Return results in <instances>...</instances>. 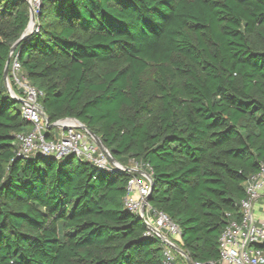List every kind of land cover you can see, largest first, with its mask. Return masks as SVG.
Wrapping results in <instances>:
<instances>
[{
  "label": "trees",
  "instance_id": "1",
  "mask_svg": "<svg viewBox=\"0 0 264 264\" xmlns=\"http://www.w3.org/2000/svg\"><path fill=\"white\" fill-rule=\"evenodd\" d=\"M29 22L26 0H0V264H165L163 241L124 205L133 174L18 156L32 125L5 84L10 57L50 124L76 119L120 164L149 165L173 241L218 262L264 163V0H40L11 56Z\"/></svg>",
  "mask_w": 264,
  "mask_h": 264
},
{
  "label": "built area",
  "instance_id": "2",
  "mask_svg": "<svg viewBox=\"0 0 264 264\" xmlns=\"http://www.w3.org/2000/svg\"><path fill=\"white\" fill-rule=\"evenodd\" d=\"M34 6L38 13L40 0H26ZM9 80L21 95L13 93L22 100L23 117L32 125L27 134H20L18 139V156L30 157L41 154L58 160L74 155L80 160L89 161L101 170H119L133 174L127 185L124 198L125 207L132 213L139 215L146 227V234L158 237L165 244V264H180L177 251L171 246H177L173 238L180 237V229L164 212L154 209L150 203L143 204L151 192V167L136 163L134 168L141 174L124 168L121 164H112L107 153L103 151L92 137L82 130L71 119L58 121L59 134L48 139L46 133L50 128L49 120L40 103L42 93L36 89L23 74L18 58L11 61ZM246 198L242 202V217L238 221L230 222L224 229L220 240V255L218 262H192V264H264V163L260 170L251 175L244 183ZM258 214H257V213ZM181 255V254H180ZM182 256V255H181ZM185 264L186 257L182 256Z\"/></svg>",
  "mask_w": 264,
  "mask_h": 264
},
{
  "label": "water",
  "instance_id": "3",
  "mask_svg": "<svg viewBox=\"0 0 264 264\" xmlns=\"http://www.w3.org/2000/svg\"><path fill=\"white\" fill-rule=\"evenodd\" d=\"M29 8H30V22L26 28V30L24 31L22 37L13 45L12 49H11V56L12 54L15 52L16 48L18 47L19 43L21 42V40L25 39L26 37H28L30 34H31V31L34 30L35 28V20H36V17H35V11L33 9V7L29 4ZM31 21H34V26L32 28V30L30 31L29 28H30V23ZM10 64H11V57L10 59L7 61V64H6V67H5V71H4V79H5V84H6V87L10 93V95L14 98L15 102L16 103H22V100L19 99L18 97H16L13 93V90H12V87H11V84H10V80H9V73H10ZM66 120V119H64ZM72 121L76 122L77 124H79L80 128L84 131H86L91 137L92 139L98 144V146L107 153L110 161L112 164H120L118 161H116L112 154L108 151V149L105 147L104 143L102 142V140L94 133L92 132L91 130H89L85 125H83L81 122H79L78 120L76 119H71ZM61 121V120H60ZM57 122L53 123V124H50V128H54L57 126ZM128 170L132 171V172H135V173H138V174H141L142 171L139 170V169H136V168H128ZM150 180H151V192H150V195L149 197L146 199L145 203L143 204V213L145 212V206L146 204L150 203L151 202V195L153 194V190H154V185H153V180H152V177H150ZM179 254H181L182 256L186 257L187 259V262L188 264H192L191 260L189 259V256L188 254L183 250L181 249L180 247H177L175 245H171Z\"/></svg>",
  "mask_w": 264,
  "mask_h": 264
},
{
  "label": "rangeland",
  "instance_id": "4",
  "mask_svg": "<svg viewBox=\"0 0 264 264\" xmlns=\"http://www.w3.org/2000/svg\"><path fill=\"white\" fill-rule=\"evenodd\" d=\"M32 6V5H31ZM33 7V9H34V6H32ZM35 17H36V20H35V28H34V30L36 29V25H37V13L35 12ZM34 25V24H33ZM31 30H32V28H31ZM34 30H32L31 31V33L34 31ZM11 84V83H10ZM11 87H12V85H11ZM53 134H59V131H58V129L57 128H54L53 129ZM122 165V164H121ZM124 168H134L135 166H136V163L134 162V161H131L130 162V164L128 165V166H125V165H122ZM257 213V212H256ZM258 214V213H257Z\"/></svg>",
  "mask_w": 264,
  "mask_h": 264
},
{
  "label": "bare ground",
  "instance_id": "5",
  "mask_svg": "<svg viewBox=\"0 0 264 264\" xmlns=\"http://www.w3.org/2000/svg\"><path fill=\"white\" fill-rule=\"evenodd\" d=\"M34 21H31L29 30L31 31V28H33Z\"/></svg>",
  "mask_w": 264,
  "mask_h": 264
},
{
  "label": "crops",
  "instance_id": "6",
  "mask_svg": "<svg viewBox=\"0 0 264 264\" xmlns=\"http://www.w3.org/2000/svg\"><path fill=\"white\" fill-rule=\"evenodd\" d=\"M52 135H53V136H57V134H53V133H52ZM261 211L264 212V209H261ZM174 243H175V242H174ZM175 244L177 245V247H179L177 243H175Z\"/></svg>",
  "mask_w": 264,
  "mask_h": 264
}]
</instances>
